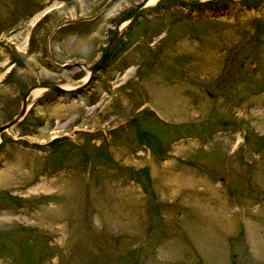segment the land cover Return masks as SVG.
<instances>
[{
  "label": "rangeland",
  "instance_id": "1",
  "mask_svg": "<svg viewBox=\"0 0 264 264\" xmlns=\"http://www.w3.org/2000/svg\"><path fill=\"white\" fill-rule=\"evenodd\" d=\"M139 2L0 0V124L82 84L49 59L92 67ZM188 8L144 5L90 96L30 92L0 133V264H264V0Z\"/></svg>",
  "mask_w": 264,
  "mask_h": 264
},
{
  "label": "water",
  "instance_id": "2",
  "mask_svg": "<svg viewBox=\"0 0 264 264\" xmlns=\"http://www.w3.org/2000/svg\"><path fill=\"white\" fill-rule=\"evenodd\" d=\"M147 1L148 0H140V2L134 6L133 10L119 23V26H117V28L115 29V36L112 39V41L110 42L107 51L100 57V59L95 64H93V66L91 68H87L84 64L79 63V62H65L62 64H57L50 58L49 59L50 62H52L58 68H63V69L66 68L67 69V68H71L73 66H82L86 70V78H85L84 82L82 84H79V85L71 87V88H66V87H63L57 83H52V82L35 83V84L28 86L22 95L21 105H20L18 112L10 120L0 124V133L5 131L9 127L13 126L14 124H16L24 116V113L26 112L27 108L29 106H31V103H32V102L27 103L28 95L35 88H40V90H41V92H40L41 95H37L36 97H41L42 95L48 94V93H54L57 96L67 94V95H70L71 97H75L76 94L78 92H80V90H82V88L87 86L89 84V82L93 79V72L97 71L99 69L100 64L108 57L109 53L111 52V50L115 44L117 37L120 34V32L122 31V29L125 28L128 25V23L135 17V15L139 12V10L142 9L144 7V5H146ZM174 1H177L182 5L194 6V5L199 4L201 2H206V3L212 2L213 3V2H216L217 0H174ZM107 4L105 3V6ZM84 18L87 19L90 17L86 16ZM71 22H73V20L68 19V20H65L62 24H67V23H71Z\"/></svg>",
  "mask_w": 264,
  "mask_h": 264
},
{
  "label": "flooded vegetation",
  "instance_id": "3",
  "mask_svg": "<svg viewBox=\"0 0 264 264\" xmlns=\"http://www.w3.org/2000/svg\"><path fill=\"white\" fill-rule=\"evenodd\" d=\"M100 13V12H99ZM99 13H97V12H95L94 14H92L91 16H88V17H90V18H87V19H85V20H87V21H92V20H95L96 19V16L97 15H99ZM128 15V14H127ZM127 15H125V16H123L122 18H120L121 20H119V23L127 16ZM139 16V15H138ZM122 31L120 32V34L118 35V37H117V39H116V41H115V44H114V47L112 48V50H111V52L109 53V55H108V57L100 64V66H99V72L100 71H104L105 70V68L107 67V65H105V63L109 60V59H111V58H113V56H116L117 54H119L118 56H117V58L115 59V60H113V62L112 63H114L115 61L117 62V63H119V62H122V58H124L128 53H131V51H132V49L135 47V45H136V41H134V42H136V43H131V44H129V45H126L120 52H118L117 54H116V51H118L121 47H122V45H124V41H125V38L124 37H122ZM114 36H115V30L113 31V36H111V39H109L108 40V38H109V35H105V36H103V39H105V44L107 43V48L103 51V53H102V51H101V48H100V46H96V48H95V51H97V52H99L98 53V55H97V57L98 58H100L106 51H107V49H108V47H109V44H110V42L112 41V39L114 38ZM105 44H104V46H103V48L105 47ZM115 48V49H114ZM116 54V55H115ZM99 60V59H98ZM98 60H96V61H98ZM56 63V62H55ZM94 64V63H93ZM85 65V64H84ZM79 67V66H78ZM82 67V66H81ZM87 67V66H86ZM56 68V67H55ZM83 68V67H82ZM88 68V67H87ZM90 68H91V66H90ZM63 69V68H62ZM68 69V68H67ZM84 69V68H83ZM85 70V69H84ZM85 73H86V70H85ZM97 81H99V78L98 77H96L95 76V78L94 79H92V81L86 86V87H84L82 90H80V92H78L77 94H76V96H78V95H81V96H83V97H88V96H90L91 95V92H93L94 91V87L95 86H93L95 83H97ZM77 86V85H76ZM48 95L49 96H51V97H57V95L56 94H54V93H48Z\"/></svg>",
  "mask_w": 264,
  "mask_h": 264
},
{
  "label": "bare ground",
  "instance_id": "4",
  "mask_svg": "<svg viewBox=\"0 0 264 264\" xmlns=\"http://www.w3.org/2000/svg\"><path fill=\"white\" fill-rule=\"evenodd\" d=\"M152 1L153 0H148L147 2H146V6L147 5H150L151 3H152ZM33 91H34V93H36V95H37V93H38V95H41V90H40V88H35V89H33Z\"/></svg>",
  "mask_w": 264,
  "mask_h": 264
}]
</instances>
